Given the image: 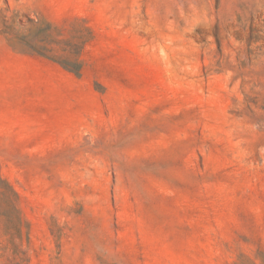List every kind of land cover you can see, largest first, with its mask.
Here are the masks:
<instances>
[{
    "label": "rangeland",
    "instance_id": "374dc122",
    "mask_svg": "<svg viewBox=\"0 0 264 264\" xmlns=\"http://www.w3.org/2000/svg\"><path fill=\"white\" fill-rule=\"evenodd\" d=\"M3 16L93 33L80 76L0 33V176L29 264H264V0H0Z\"/></svg>",
    "mask_w": 264,
    "mask_h": 264
},
{
    "label": "trees",
    "instance_id": "16d2710c",
    "mask_svg": "<svg viewBox=\"0 0 264 264\" xmlns=\"http://www.w3.org/2000/svg\"><path fill=\"white\" fill-rule=\"evenodd\" d=\"M0 23V33L14 51L37 54L59 63L76 76L81 75L80 54L93 37L91 28L82 21L71 25L68 36L57 24L42 17L27 18L15 26L3 16ZM23 226L19 194L0 176V264H29L27 250L22 247Z\"/></svg>",
    "mask_w": 264,
    "mask_h": 264
}]
</instances>
